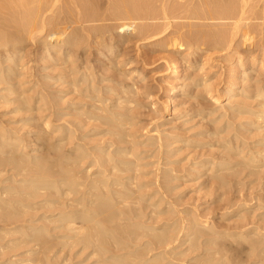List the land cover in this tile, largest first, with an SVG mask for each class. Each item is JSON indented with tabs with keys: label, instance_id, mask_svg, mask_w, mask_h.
<instances>
[{
	"label": "rangeland",
	"instance_id": "rangeland-1",
	"mask_svg": "<svg viewBox=\"0 0 264 264\" xmlns=\"http://www.w3.org/2000/svg\"><path fill=\"white\" fill-rule=\"evenodd\" d=\"M91 1H93L94 6L96 7V9H98L100 14L102 13L101 11H103V14L105 13L104 15H106V13H108L107 8L109 6V2H107V1H109V0H91ZM170 1H173L174 3L176 2V0H165V2H167V3H173ZM178 1H184L185 2V0H177V2ZM190 1L191 2H186L185 9H183V8L181 9L183 12L180 15L184 14L183 16H180V18L182 20L180 18L178 19V17H179L178 16L176 18L177 20L173 19V21H176V22H182L183 21V23L184 22L185 23H194L195 21H196L195 23H197L200 21L201 24L211 25V27H213L215 29V28L220 27L221 25H225V24L227 25L228 23H231V20L232 19L234 20V17L236 15H238L237 13H235V16H234V14H232L233 17L231 14H227L226 16L222 15L224 17L223 20L222 19H219V20H217V19H212V20L204 19L203 20L202 19L201 20V19H197V18L196 19L191 18L189 20L188 17L186 18L185 16H187L190 13V11L193 10L196 6L201 4L200 0H190ZM207 1H209V0H207ZM232 1L236 2V4H239V3L242 4L243 3V2H241L242 0H210L212 5H214L216 3L225 4V2H227L225 5H228V4H230V2L232 3ZM244 1H245L244 3H246L244 14L247 13L244 16L254 18L251 20L250 23L260 24V26L258 25L259 28H258V26L255 28L246 27L249 30V33L253 36V40H252L253 43H251V44H249V43L244 44V43H242V41L240 42L241 35L236 34L237 37L234 36L233 39L231 40V43H230V41H228V39H224L225 41L224 40H222V41L216 40L213 42L212 41L208 42L206 45L200 44L198 46L199 49H196V47H195L196 45H194V43H193L194 41H187V40L183 39L182 48H175V47H170V44L168 43V40L166 37H159L160 35L159 36L153 35L154 32L156 33L155 30H151L150 32L148 31L145 34V36H149V38H147L145 40H137L138 36L136 35V37H135V35H132L131 37L129 36V38H130L129 41H126L125 44H122L123 39L120 38L122 36H120L117 32V30L119 31V28L121 25H123V24L128 25V24H131L133 22L136 24H140V23H145V21L147 22V24H149L148 22H150V24H153L152 22L156 21V23H158L160 19L153 21L152 19H150V20L149 19L148 20L131 19V18L126 17V15H124V14L116 15V16L115 15H113V16L106 15L107 17L108 16H111V17H108V18L105 17V19L99 20L96 22L84 23L85 25H98V26L100 25L101 28L103 27V29H108L107 30L108 33L106 31L105 34H103V36H101V39L103 40V42L101 44H96V43H92V42H86V43L82 44L81 47L79 48V50L76 53L72 54V56L70 57L71 58L70 60H71V62H73V64L71 62L69 63V60H68L66 67L61 66L59 64L54 65V61L51 60L49 57L50 53H44L43 52L44 45L46 43L45 42L46 41L45 35H47L48 32H51L50 30L53 29V25H54V28H55V25H56V27L57 26L68 27V30H71L72 27L74 29L79 28V26H78L79 24L75 21V19L73 17V14H74L73 11L74 10L70 11L69 15L67 16L68 18H66V16L62 13L64 15L63 16L61 14V12L56 7V9H54L55 12L52 14V15H54L53 17H52V15L50 16V13L46 14V18L44 21L45 26L43 27L42 31L39 32L41 34H39V33L36 34L35 33L37 31L36 29L32 30V32H31V31L27 30L25 27L22 28L24 25L22 23H24V22H23V19L21 18V15H20L21 11L18 8L13 7V6L8 7L7 9L6 8H4V9L0 8V42L4 43L3 46L5 48H7L4 50L3 49L4 47H2L3 50L0 51V70L3 69L2 74L4 75L5 74L4 70L15 69V72H13L15 78L14 77L11 78L10 73L5 74L3 76V78L6 81L11 79L12 82L14 83V87H11V89H14L17 87L16 89L18 91V92L16 91L17 93L16 92L10 93L6 90L7 88H9V85L5 84V82L0 83V130L2 129L3 132H5V134H3L4 138L14 135L15 137L14 136H12V137L15 138L14 143H16V144H14V143L10 144L9 143L10 144L9 145L8 143H3L2 138L0 139V167H1L0 171L4 170L3 172L1 171V173H3V174L0 176V190H1L0 192L5 190L4 188L8 187V189H10L11 192L14 189H16L22 193L21 194L20 192H18V193H12L11 195L8 194V196L6 195L7 197L5 195H3L4 198L2 197L3 198L2 200L0 197V227H2V228H0V264H95V262H97L98 260L100 262H102L104 260L105 256L106 257L109 256V255H107L108 252L105 253L106 255L102 253L103 255H102V260H101V252L102 251L100 250L101 248H99V247H101L100 246L101 243H99L101 240H100V236H99L100 234L98 235V233H100V231L98 232V230H95V228H93V226H92V228L95 230L94 231L91 228L92 224H89L90 225V226L88 225L89 227L85 224V227H83L84 229L82 230V233H80L78 235L79 238L84 237L85 239H87L86 237H88L90 239V240L88 239V241H90V242H88L85 239L84 240L83 239H76L77 241L74 240L75 243H71L72 240L69 241V239L62 238L61 236L67 233L63 229V227L61 226L64 223L52 221V220L56 219V217L58 215L57 214L58 211L62 208L59 205H57L56 203L54 205L52 204L50 206V205H47L48 203H46V202L51 201V200L56 201L57 199H58L57 201H61V198L58 196L61 193V191L59 192V190L64 189V187H66V184H67V183H65V185H64V182L61 183L62 184V185L60 184L61 189L58 188L59 184L58 185L56 184V186H58L57 189H53L56 186L54 187L52 185L53 183L50 181V179L53 180V178H54V180H55L58 177L59 178L64 177L62 175V172L60 171V169H58L56 167L57 166L56 164L62 165L61 162H64V164H65V160H63V159L69 155L70 156L67 157V159L68 158H74L75 154H74V152L71 153L69 151V148L74 147L76 145H74V143L73 144L68 143L67 141L64 140L61 142V144L59 143L58 147H56V149H57L56 151L58 153L57 154L56 152H53L54 148H55V147H53V144H54V146L57 145V143H58L57 142V135L62 133V130L64 131V133L67 131V130L65 131V127L68 126L69 120L73 121L75 119L74 121H76L77 125H78V122L80 120H83L86 118L85 115H83L84 117H82V116L78 117L80 115L79 110H78V107H79L78 101L80 102V99H81L82 104H84V105L89 104L91 99L90 98L87 99L85 97L86 95L91 96L94 93L93 96L96 95L99 97L100 96L103 97V93H105L104 92L105 90L107 91L110 89H114L116 92V90L119 89L118 86L122 87V85H120V84H123V83H124V85L126 84V87H124V90H127L131 86L130 88L132 90L133 89L137 90V91L139 90L138 91L139 95L137 94V97H136V95L133 93L127 94L126 97H128L131 100L133 99V101H136V102L131 103L129 105L130 110H131V111H129L131 113V114L129 113L131 116V119H130V116L127 114L128 111L126 112L125 108L122 109V111H123L122 113H124V111L126 113L124 115V117L122 118V120H124L126 118V119H129L131 121L134 118L133 121L135 123L138 122L139 125L144 124V120L149 118V114L152 110L151 109L152 106L156 105V106L162 107L166 103L170 104L169 110L170 109L171 110L168 113L162 115V117H163L162 120L159 119V121H165L166 120L165 121L166 124L164 126H162L160 129H162V131L166 132V133L167 132H171V133L173 132V134L177 133V134L182 135V136L185 135L183 137H186L187 139L190 140L188 142L189 145L192 143L191 145H194L197 147V149L195 147L196 150L195 149L193 150L192 147L184 146L182 142L173 143L170 146L171 149H173V148L175 149V148H178L180 146H182V147H180V149H178L176 151V153L172 157H170V158H172L171 160L174 161L175 163H173V164L171 163L172 165L171 164H168V165L171 167H174L177 164H181V165H184L185 167L190 168L191 171L187 170V172H183V173L179 171L178 172L179 175H182V174H186V175L185 176L183 175V178H181V179L179 178L177 180L173 179V180L169 181L170 183L171 182L172 183L170 185L168 184V186L172 187L173 189H171V191H168L164 194H162V193L156 194L155 193L156 194L155 195L153 193V195H152L150 193L151 190H149V189L150 188L155 189L154 188L155 186L152 187L151 185H150V187L148 186V188H146L147 190L143 189L144 191L142 190L143 192L141 191L142 192L141 194H139L140 192L138 193L140 196L142 195L143 198L140 196H139V198H137L136 193H133V195L131 194L130 197L128 196L129 197L128 205H133L134 207L137 208V205L139 204L138 210H139V213L143 216L144 220H146L147 217H149V216H154V217L158 216V217H156L158 222L152 224V223H150V221H148V222L146 221L145 225H151V224L154 226H160L161 225L162 228H158L155 231H149V232L161 233V232H164L166 230L169 231V230L174 229L172 227H175V229H176V228H179L181 226L182 227L186 226L185 228L189 227V225L192 226V228H193L192 232L194 231L193 232L194 234L192 236H190L189 242H186L184 245H181L176 249V250L180 251L181 249L184 250V249L188 248V251L186 250L183 253V255L178 257V259H177L178 264L179 263L180 264H185V263L186 264H204L205 262H206L205 264H217L218 261H219L218 264H260V260L262 261V258L261 257H260L261 259L259 258V256H258L259 252L258 251L261 249L262 245L260 248L256 244L251 246V242L253 243V241H257V240L259 241L261 239H264V238H262V236H260L261 233H264L263 232L264 230H263V228H261L262 230H259L260 229L259 227L261 225H260V223H258V221H260V220L257 219L259 216L257 214H260L261 211L264 212V209H262V208H264V200H263L264 199V197H263L264 193H262V192H264V190H263L264 189V175H263V173H264V162H263L264 161V157H263V155H264V152H263L264 151V146H263L264 145V128H263V126H264V105L261 104V102H262L261 100H260L261 102L258 101V99H260V98L256 96V94H257L256 92L258 89H259L258 93L264 92V42H263L264 36H262V37L260 36L262 33H264V20H263L264 19V13H263L264 12V9H263L264 0H244ZM190 3H192V5ZM202 3L204 4V6L206 5V2L202 1ZM160 4L161 3L158 1V5H160ZM188 5H191V6L188 7ZM212 5L210 4V6H212ZM254 5L257 8L256 9L255 8L250 9L251 6L254 7ZM205 7H209V6L206 5ZM57 10L59 11V15H62L59 18H58V14H57L58 11ZM247 10H249V11H247ZM253 10H254V12H253ZM16 11H17V13L20 12L19 13L20 16L16 13ZM250 11H252L253 13ZM177 12H178L177 14H179L180 10H178ZM230 15H231V18H230ZM255 15L257 17H255ZM119 16H120V18H119ZM227 17H228V19H227ZM17 18H19V20H21V19L22 20L19 22V20ZM184 18H186V19H184ZM224 19H227V20H224ZM49 20L52 22H50ZM233 20H232V22H233ZM216 24H220V26H216ZM261 25H263L262 28H261ZM49 26H50V28H49ZM241 28H243L242 29L243 32H244V29H246L245 26H243ZM256 28H258V30H256ZM260 28L263 29L261 34L259 32V30L261 31ZM26 32L29 34H27ZM258 32H259V34H258ZM33 33H34V35H33ZM122 35H126V34H122ZM150 35H152L153 37ZM259 36L261 37V39ZM123 37H125V36H123ZM91 39L92 38L90 37L89 40H91ZM98 39H99V37H98ZM184 42L187 45L189 44V46H191V45H194V46L187 47V45ZM11 43L13 44L12 45L13 47L17 45L19 48L18 53L16 54V57L18 56V58H15L16 60H12V59L10 60V58L5 57V54H7V51H9V49H10V51L13 49V47L11 46ZM6 44H7V46H6ZM108 44L112 45L114 50L113 51L111 50L109 52L106 51L104 54H99L100 50H101V52L105 51V49L109 46ZM167 46H169V47H167ZM11 47H12V49H11ZM188 48H191L192 50L188 49ZM74 49H76V47H74ZM54 52H56V51H54ZM83 64H84V66H86V67L89 66V67H87V69H86L85 67H83ZM200 64L203 65V67L201 69L199 67ZM76 65H78V66H76ZM176 65L179 66V69H180L179 74L174 75V76H169L170 67L176 66ZM83 69H86V70L83 71ZM71 70L72 71L74 70L75 72L73 71L72 77L70 78V76H68V74L66 75V73H68V71H71ZM87 70H88V72H87ZM82 71L84 73H90V74H86V75L84 74L83 75L85 77L84 81H83L84 77L82 76ZM102 72H104V73H102ZM130 72H131V74H130ZM91 73L93 75H91ZM186 74H188V75H186ZM65 75L68 76L70 78V80ZM88 75L89 76L91 75V76L89 77ZM246 75H247V77H246ZM99 76H100V80L102 81V84H101V81L99 80ZM185 76H188L187 79ZM80 77H81V81L77 82L78 84L76 83L74 85L76 87H73L72 84H66V83H68V81L70 82L72 80H78ZM204 77H205V79H204ZM73 78H75V79H73ZM101 78H103V79H101ZM88 79H92L94 81L93 85H95V87H94L95 91L93 90V92L91 90L93 88L88 87ZM94 79L96 81L98 80V83L100 81V84L95 83L96 81ZM116 79H117V82H116ZM202 79L204 80V82L206 80L207 84L208 83L212 84V86H214L213 87L214 92L212 91V94L216 93L219 96H221L223 94L224 90L231 85L233 90H234L233 93H231L232 94L231 98L229 100L228 99H221V101L219 103L211 102L210 100H208L207 97L205 98L206 91L202 86L204 83ZM122 80H123V82H122ZM201 82H203V83H201ZM44 85H46V86H44ZM69 85H72V88ZM86 85H87V87H86ZM128 85H129V87H128ZM34 86L35 87L37 86L36 89L34 88ZM80 86L82 87L81 88L82 90L80 89ZM41 87H43V88L41 89ZM99 87L100 88L103 87V88H101L99 90ZM169 87L170 88L172 87L170 91H168ZM73 88H75L74 92H73V90H74ZM40 89H41V92L43 93L42 98H40L39 94H38ZM70 89L71 90L73 89L72 92L70 91ZM97 89H98V92H97ZM102 89H103V91H102ZM130 91L131 90L128 89L127 92H130ZM131 95H133V96L135 95L134 96L135 99L133 97H131ZM185 95H191L187 99L188 101L185 104L176 106L175 104L177 103V101ZM109 96H111V94ZM79 97H80V99H79ZM113 97H114V95H113ZM48 98H50V99H48ZM73 100H75V101H73ZM110 101L111 100H109L108 102H110ZM52 102L54 104V107H51ZM91 102H93V101H91ZM151 102H155L154 103L155 105L151 106ZM196 102L197 103L202 102V104L199 103V105L193 107V105L196 104ZM208 102H210V103H208ZM70 105H71V107H70ZM228 105L232 106V108H229ZM237 106H238V108H237ZM24 107L25 108L28 107V109L27 108H26L27 110L23 109ZM50 107L52 110L48 109ZM131 107H133L134 112H133ZM239 107L241 109H239ZM43 108H45V111L43 110ZM234 108H236V109H234ZM73 109L76 112H71ZM198 109L199 110L202 109L206 113H209V114L206 116V118H203V119L199 116H195L194 112H195V110H198ZM83 110H87L86 106L83 107ZM232 110L234 112L238 111L237 114L236 113L233 114ZM56 112L58 114L60 113V115H57ZM132 112L136 114V115H134V117H132V114H133ZM54 113L57 116L54 115ZM73 113L75 114V116L77 115L76 118L75 117L73 118V116H74ZM98 113H103V112L98 111ZM181 113H183V114L181 115ZM225 113H227V114H225ZM49 114H51L52 116H50ZM69 114H71V115H69ZM103 114L106 115L107 113L105 112ZM39 115L40 116L43 115L44 117H40ZM54 116L57 117L58 119L54 118ZM59 116H62V117L60 118ZM48 118H50L51 120ZM62 118H63V120H62ZM68 118H69V120H68ZM77 118L79 119V121ZM52 120L55 121L56 123H57V120H58V122H60L58 124H56L54 122L56 125L60 124V127H61V130H58V132L56 131L57 133L52 132V129H51L52 127H50V126H52L50 124H53ZM46 121H47V126L45 125ZM76 122H74V124H73L74 127L69 126L70 131H72V133H73V134L71 133L72 136L74 135L73 136L74 141L77 139V137H79L78 134H80V135L82 134V131L84 132V130H85L84 133H86L88 131V128H86V129H85V127L81 128L80 124L77 126ZM48 123H50V124H48ZM75 125H76V127H75ZM44 126H46V127H44ZM71 127H73V128H71ZM5 128L7 131L6 130L4 131ZM78 128H79V130H78ZM71 129H74L76 133L74 132V130H71ZM3 132H1V133H3ZM8 132H9V134H8ZM67 133H68V131H67ZM67 133H65V134H67ZM93 133H95V131L94 132L92 131L89 134H93ZM55 134H57V135H55ZM150 134H152V132ZM0 135H2V134H0ZM54 135H55V137H53ZM92 137L93 136H91V135L86 136L85 140H88V138H89V140H92V139L98 138L99 136L98 137L94 136V138H92ZM234 137L235 138L237 137V139H235ZM233 138L237 141H235ZM135 139L139 140V138H135ZM19 140H20V142H19ZM17 141H18V143H17ZM231 143H233V144H231ZM12 146H14V147L12 148ZM262 146H263V148L261 149ZM67 147H69V148H67ZM226 147H228L229 150ZM237 148L240 150L238 151ZM198 150H200V152H203V154L200 152L198 153ZM226 150H227V153H226ZM229 151H230V153H228ZM241 151L243 152V154ZM32 152H35L34 153L35 155H32L31 154ZM67 153H69V155H66ZM227 154H229V155H227ZM240 154L243 158L241 156H239ZM252 154L256 158V159L254 158V160L255 161L259 160L260 162H263L262 163L263 165L260 163L259 166L255 167V168L252 166H248V167H251V168H248L247 164H245L244 162L247 161L246 158L249 159L248 157H253ZM55 155L58 156L59 159ZM247 155H248V157H247ZM16 156L19 158H21L23 156V158L25 160L24 162H19V164L17 163V166L19 167V168L17 167L18 169H21L22 167L26 168V171H24L22 169V171L25 172L24 175L21 174L20 175L21 177L17 176L19 179L20 178L29 179L28 176L32 173L31 169H29L30 164H31L29 161L37 159V157H38V159H40V158L42 159V161L40 160V162H43L41 164L42 167L44 168L43 169L44 172L41 173L42 177L37 178L35 180L31 179V181L28 180V181H25L24 183H21V184H20V182H15L16 183L15 184L12 181L5 180V178L10 177L14 172L16 173V171L13 170V167H12L13 164L9 163V158L10 157H16ZM224 156H225V158H224ZM229 156L231 157V158H229L230 160H225L226 158L228 159ZM237 156H238V158H237ZM51 157H52V159H50ZM61 157H64V158L62 159ZM45 158H46V160H44ZM141 158H142L140 160L141 164H144L146 162H149V163L151 162L150 164H152V165L148 164L146 166L143 165V167H141V169L144 168V170L150 171L152 173V174L150 173L149 175H146L145 177H142L143 179L140 178L142 180L141 183L154 182L153 179L155 177H153L154 176L153 174L155 173V171H153V170H156V166H157V164H156L157 160H156L155 156H149L148 157V153H147V155H146V153H143L141 155ZM262 158H263V160H262ZM57 159H58L59 163H57V161H56ZM237 159H239L240 161H238ZM241 159L242 160L245 159V160L241 161ZM50 160H52L53 162ZM200 160H203L202 161L203 163L205 161H207V162L211 161L212 164L206 163L205 167H203V168L201 167V169H203V170L199 174H197V169H199L198 168L199 162L202 163ZM214 160H215V162H214ZM192 161H193V163H192ZM223 161L224 162L228 161V163L230 161V165L234 164L235 161L236 162L238 161V163H235L234 165L230 166V168H231L230 171L231 172L232 171L238 172L241 170L237 174V177H239V175H240V178H237L236 177L237 172H234L235 176L234 177L232 176V178H236V179L230 178L231 180H233V181H230L228 178L226 181L227 184L229 183L228 186L231 187L232 189L228 187V190H226V191L221 190V189L219 191L218 190L216 191L213 188L215 191H212V187H213L214 183L212 184L211 178H212V176H214L212 174H215L213 172H215L214 170H215L216 166H218L216 163L219 164V162H220V164H221V162L224 163ZM240 162H241V164L244 163L245 165L244 164H243L244 166L241 165ZM191 163H192V165H191ZM20 164H22V165H20ZM236 164H237V166H236ZM59 165H58V167H59ZM76 165H77L78 169L76 167H74V169L76 168L77 171L82 170L81 169L82 166H80L78 164H76ZM164 165H162V167H166L167 164H164ZM20 166H22V167H20ZM52 166H54L55 169ZM169 166H167V167H169ZM193 166H195V167H193ZM196 166H197V168H196ZM63 167L64 166H62V167L60 166L59 168H61V170H62ZM48 168H49V170H48ZM64 168L68 169V170L71 169V168H67L66 166ZM253 169H256V171ZM45 170H46V172H45ZM194 170H196V172H194L195 175L192 173ZM253 171H255V172H253ZM262 171H263V173H262ZM59 172H61V173H59ZM188 172H189V174H188ZM203 172H205V173H203ZM222 172H223L222 174H224V171H222ZM44 173H45V175H44ZM51 173H53V174H51ZM54 173H56V176L54 175ZM180 173H182V174H180ZM253 173L255 175H253ZM261 173H262L261 176H263V178L261 176L259 177V175ZM67 174H68V172H67ZM72 174L74 176L75 173H72ZM72 174L70 173V175L68 174L65 176V177L69 176V178L67 177L66 182H69L68 181L69 179H71L70 181H72L74 178H75V180H78L79 182H81L82 180L83 181L86 180L85 176L82 173H78V175L80 174L79 178H77V176H78L77 173L75 174V177H72L71 176ZM190 174H191V177L189 176ZM48 175H50L51 177H49ZM44 176H46V177H44ZM70 177H72V178H70ZM36 180H38V181L36 182ZM228 180H229V182H228ZM32 183L37 185V187L40 186V187H38L40 189H37L35 191L36 193L34 194V196H32L33 194H30L33 192V190L30 189V184H32ZM227 184H226V186H227ZM209 185L211 186L210 189H209ZM12 186H13V189L11 188ZM21 187H23V188H21ZM48 187L49 188L53 187L52 188L53 190L49 189ZM44 188H46V189H44ZM207 188H208V190H207ZM8 189H6V190H8ZM47 189H49V190H47ZM229 189H231V190H229ZM251 189H252V191H250ZM29 190H31V191H29ZM145 191L147 192V194L145 193ZM167 193H168V195H167ZM259 194L262 196L260 197ZM74 195H71V197L77 198L78 194H74ZM150 195H151V197H149ZM161 195L162 196L166 195V196H163V197H165V198H163ZM169 195H171V196H169ZM245 196L248 198H246ZM252 196L256 197V198L254 199ZM78 197H80V194ZM159 197L160 198L162 197V198L160 199ZM257 197H259V198H257ZM135 198H136V200L139 199V201L137 202L135 200ZM4 199H5V202H4ZM9 199H11V200L14 199V201H17V202L15 204H11L10 206H6V205L4 206V204H6V202ZM130 199H132V201ZM133 199L135 200V202L133 201ZM251 199H253V200H251ZM260 199H262V200L260 201ZM144 200L146 202H144ZM168 201H171V202H168ZM130 202H131V204H130ZM259 202H261V203H259ZM23 203H25V204H23ZM105 203L106 204L108 203L106 206H108L109 209L106 207L105 210H107V209L108 210H107V213L105 211L104 214H106V216H108V213L110 212L109 213V217H110V215H112L114 210H113V208H112V210H110V208H111V206H110L111 202L110 201L105 202ZM171 203H174L175 205L174 204L172 205ZM10 207H12V208H10ZM140 207L141 208L143 207V208L141 209ZM73 208L78 209V206H77V208H75V207H73ZM80 209H81V207H80ZM65 210H67V209H65ZM111 211H112V213H111ZM55 212L57 215L55 217H53V219L50 217V220L49 219L47 220V219H44L43 217H41L42 215H45V214H47V215L55 214ZM6 213H8L10 216L14 215L13 217L16 219H22V221H21L22 223L19 222V224H22L21 227L19 228L20 232L13 233V234H4L5 231L3 232V227L4 226L6 227L8 224L5 223V221L3 219H7V218L9 219V217H10ZM145 214H146V218H145ZM241 216L244 217L245 220L244 219H242V220L245 221V224L248 222L246 225H244L243 221L239 220V219H241L240 218ZM245 216H246V218H245ZM193 218H196V219H193ZM248 219L251 223L248 221ZM166 220L169 223V225L171 224L172 226L167 227V225H164V222H166ZM194 220H196V221H194ZM238 220L241 221L243 223V225H237V224H242L241 222L239 223ZM251 220H253V221H251ZM181 221L183 222V225L181 224ZM185 222L187 225L185 224ZM192 222H193V224H191ZM234 223H235V225H234ZM58 224L60 225V227L56 228V225L58 226ZM79 225H81V224L78 223V226ZM10 226H12V225H10ZM239 227H240V229H239ZM143 228L144 227H142V230L141 229H139V230L144 231ZM164 228H167V229L165 230ZM208 228L210 230H208ZM249 228H251V229H249ZM1 229H2V231H1ZM145 230H146V232L148 231V229H145ZM205 230H206V232H205ZM244 230H245V232H244ZM197 231L201 232V236L199 238H195L196 237L195 233ZM255 231H257V232H255ZM173 232H171V233H173ZM204 232H205V234L207 233L209 235H207V234L205 235ZM95 233H97L96 235L99 237L94 239V237H96V236H94ZM108 233L109 232H107V234ZM240 233H241V236H240ZM242 233H244V234H242ZM91 235H93L94 237ZM243 235L245 236V238ZM90 236H91V238H90ZM256 236H257V238H256ZM182 237L184 238L183 235H182ZM213 238L215 239V241ZM207 239H211L213 244L210 241L206 242ZM246 239H248V240H246ZM79 240L80 241L83 240V241L79 242ZM192 240L195 243L194 247L189 248V245L191 244ZM84 241L85 242L87 241V243H85ZM94 241L98 244L99 249H97V250H100V253H98L100 258L98 255L97 256L95 255L96 257L93 256L90 258L87 256V254L91 250L94 251L95 248L97 247V246H95L97 244H95ZM82 242H84L85 244ZM78 243L80 245H78ZM249 243H250V245H249ZM74 244H75V246H74ZM83 244L84 245H87V244L90 245V248H87L84 250L85 252L83 251ZM91 244H92V246H91ZM94 246H95V248H94ZM255 247L257 248V251H255L256 250ZM258 248H259V250H258ZM217 249L219 250L220 253L219 252L216 253ZM260 256H261V254H260ZM106 259H110V258H106ZM208 260L210 263H207ZM112 261L113 260H111V262ZM98 264H102V263H98Z\"/></svg>",
	"mask_w": 264,
	"mask_h": 264
},
{
	"label": "bare ground",
	"instance_id": "bare-ground-1",
	"mask_svg": "<svg viewBox=\"0 0 264 264\" xmlns=\"http://www.w3.org/2000/svg\"><path fill=\"white\" fill-rule=\"evenodd\" d=\"M158 1L161 3L160 5H158ZM201 1V4L198 5V6H194L193 10H189L190 13L185 16L186 18L188 17V19L190 20L191 18H194V19H222L223 20V16H226L227 14H234L235 16V13H237L238 15H236L234 17V20L232 22L231 20V23H228L227 25H221L220 24H216V26H220L218 28H213L211 27V25H206V24H201V22H197V23H183L182 22H176V21H173V19H176L178 16V19L180 18V16H183V15H180L183 11L181 10L182 8L185 9V5H186V2H191L190 0H185L184 1H178L176 0V2L174 3L173 1H170V2H173V3H167L165 2V0H109L107 2H109V6L107 8L108 10V13H106V15H126V17L128 18H131V19H144V20H150L152 19L153 21L154 20H159L158 23H156V21L152 22L153 24H150V22H148L149 24H147V22L145 21V23H140V24H136V23H131V24H123L120 26L119 28V31L117 30L118 34L122 37L123 40H122V44H125L126 41H129V36L131 37L132 35H136L138 36L137 40H145L147 38H149V36H145V34L151 30H155L156 33L154 32L153 35H160L159 37H166L167 40H168V43L170 44V47H175V48H182L183 46V39L184 40H187V41H194V45H196V49H199L198 46L200 44H207L208 42H213V41H216V40H224V39H228V41H230L231 43V40L233 39L234 36L237 35H241V40L240 42L242 41V43H253L252 40H253V36L249 33V30L246 28V27H252V28H255L257 27L258 25L260 26V24L258 23H250L252 19H254L253 17H248V16H244L246 14L245 13V6H246V3H244L245 1L242 0L241 2H243L242 4L239 3V4H236V2H233L232 3L230 2V4L228 5H225L227 2H225V4H221V3H216L214 5H212V3L207 0H200ZM202 1L206 2V5L209 6V7H205L204 4L202 3ZM198 2V1H197ZM220 2V1H219ZM252 2V1H251ZM61 3V4H60ZM238 3V2H237ZM189 4V3H188ZM192 5V3H190ZM210 4L212 6H210ZM241 4V5H240ZM260 4V3H259ZM191 5H188L191 6ZM16 7L18 8L20 11H21V18L23 19V22L22 24L23 27L22 28H26L27 30L31 31L36 29L37 31L35 32L36 34L41 32L43 27L45 26L44 24V21H45V18H46V14L47 13H50V16L55 12L54 9H57L61 12V14L63 13L66 18H68L67 16L69 15L70 11L74 10L73 11V17L75 19V21L79 24V28H73L71 30H68V27H59L55 25V28H54V25H53V31L50 30L51 32H48L46 36V43L44 45V50L43 52L44 53H50L49 54V57L51 60L54 61V65L56 64H59L61 66H64L66 67L67 65V62L69 60V63L71 62V56L72 54L76 53L79 48L81 47L82 44L86 43V42H92V43H96V44H101L103 42V40L101 39V36H103V34H105V32L108 30V29H103V27L101 28L100 25H85L84 23H89V22H96V21H99V20H103L105 19V17H107L106 15L103 14V11H101L102 13L100 14L98 9H96V7L94 6V3L93 1H89V0H0V8L1 9H4V8H8V7ZM250 6V5H249ZM187 7V6H186ZM249 8V7H248ZM252 8H257L255 7H252ZM188 9V8H187ZM249 9V10H250ZM263 9H264V4H263ZM57 10V11H58ZM106 10V9H105ZM178 10H180V13L177 14ZM247 10V11H249ZM59 11H58V18L61 17L62 15H59ZM19 12V11H18ZM252 12V11H250ZM254 12V10H253ZM252 12V13H253ZM17 13V11H16ZM20 13V12H19ZM19 13H17L19 15ZM186 13V12H185ZM264 13V12H263ZM19 15V16H20ZM63 15V16H64ZM231 15H230V18H231ZM18 16V17H19ZM54 15H52L53 17ZM111 16H108V17H111ZM51 17V18H52ZM72 17V18H73ZM107 17V18H108ZM233 17V15H232ZM255 17H257L255 15ZM65 18V17H64ZM120 18V16H119ZM184 18V19H186ZM226 18V17H225ZM19 20V18H17ZM21 19V20H22ZM111 19V18H110ZM115 19V18H114ZM181 19V18H180ZM228 19V17H227ZM227 19H224V20H227ZM19 20V22L21 21ZM177 20V19H176ZM182 20V19H181ZM264 20V19H263ZM262 20V21H263ZM50 21V20H49ZM54 21V20H53ZM161 21V22H160ZM185 21V20H184ZM221 21V20H220ZM257 21V20H256ZM52 22V21H50ZM68 22V21H67ZM71 22V21H70ZM103 22V21H102ZM119 22V21H118ZM191 22V21H190ZM216 22V21H215ZM225 22V21H224ZM258 22V21H257ZM261 22V21H260ZM155 23V24H154ZM206 23V22H205ZM211 23V22H210ZM209 23V24H210ZM218 23V22H217ZM221 23V22H220ZM51 24V23H50ZM58 24V23H57ZM224 24V23H223ZM230 24V25H229ZM21 25V24H20ZM49 25V24H48ZM229 25V26H228ZM75 26V25H74ZM77 26V27H78ZM245 26L246 29H244V32H243V27ZM258 26V28H259ZM263 25H261V28H262ZM48 27V26H47ZM50 28V26H49ZM117 28V27H116ZM258 28H256V30H258ZM260 28V29H261ZM185 29V30H184ZM242 31H241V30ZM250 29V28H249ZM26 30V31H27ZM49 30V29H48ZM251 30V29H250ZM263 31V29H261V31L259 30L260 34L261 32ZM30 32V33H31ZM258 32V34H259ZM27 33V32H26ZM108 33V31H107ZM110 33V32H109ZM24 34V33H23ZM29 34V33H27ZM41 34V33H39ZM122 34H126V35H122ZM263 34V35H262ZM260 36H264V33H262ZM34 35V33H33ZM148 35V34H147ZM125 36V37H123ZM152 36V35H150ZM259 36V37H260ZM92 38L91 40H89V38ZM99 37V39H98ZM153 37V36H152ZM237 37V36H236ZM240 37V36H239ZM258 37V38H259ZM260 37V39H261ZM151 39V38H150ZM240 39V38H239ZM45 40V39H44ZM121 40V39H120ZM119 40V41H120ZM166 40V39H165ZM166 40V41H167ZM148 41V40H147ZM225 41V40H224ZM223 41V42H224ZM227 41V40H226ZM105 42V41H104ZM219 42V41H218ZM217 42V43H218ZM263 42H264V39H263ZM7 43V42H6ZM10 43V42H9ZM8 43V44H9ZM185 43V42H184ZM226 43V42H225ZM229 43V42H228ZM4 43H1L0 42V51L1 50H5L7 48H5L3 46ZM186 44V43H185ZM243 44V45H244ZM262 44V43H261ZM13 44L11 43V46ZM107 45V44H106ZM109 46L105 49L104 52H101L100 50V53L99 54H104L106 51L109 52V51H113L114 48L112 45L108 44ZM187 45V44H186ZM194 45H191V46H194ZM228 45V44H227ZM230 45V44H229ZM242 45V44H241ZM256 45V44H255ZM7 46V44H6ZM84 46V45H83ZM189 46V44L187 45V47H191ZM202 46V45H201ZM221 46V45H220ZM240 46V45H239ZM246 46V45H245ZM2 47H4L2 49ZM13 47V46H12ZM11 47V49H12ZM74 47H76V49H74ZM169 47V46H167ZM224 47V46H223ZM254 48V47H253ZM188 49H191V48H188ZM195 49V48H194ZM193 49V50H194ZM18 46H14L13 49L10 51H7V54H5V57H8L10 58V60H16L15 58H18V56L16 57V54L18 53ZM192 50V49H191ZM56 51V52H54ZM206 51V50H205ZM194 52V51H193ZM202 52V51H201ZM224 53V52H223ZM97 56V55H96ZM209 57V56H208ZM20 58V57H19ZM99 58V57H98ZM185 59V58H184ZM8 60V59H7ZM113 61V60H112ZM13 62V61H12ZM206 62V61H205ZM9 63V62H8ZM73 64V62H71ZM84 63V62H83ZM16 64V63H15ZM198 65V64H197ZM206 65V64H205ZM10 66V65H9ZM71 66V65H70ZM73 66V65H72ZM78 66V65H76ZM190 66V65H189ZM60 67V66H59ZM68 67V66H67ZM80 67V66H79ZM83 67H85L87 69V67L89 66H84L83 64ZM94 67V66H93ZM130 67V66H129ZM200 69L203 67V65L200 64ZM12 68V67H11ZM15 68V67H14ZM82 68V67H81ZM104 68V67H103ZM5 69V68H4ZM69 69V68H68ZM67 69V70H68ZM75 69V68H74ZM86 69H83L86 70ZM106 69V68H105ZM14 70V71H13ZM0 83H4L5 84H8L9 85V88H5L8 92L10 93H15L17 91V87L14 88V89H11V87H14V83L12 82V80H4L3 76L5 74H8L10 73L11 74V78L14 77V73L15 72V69H6L4 70L5 74L3 75L2 74V71L3 69L0 70ZM74 71V70H73ZM73 71H68V73H66V75L68 74V76H70V78L72 77V73ZM81 71V70H80ZM82 71V76L85 74H90V73H84ZM101 71V70H100ZM179 66H172L170 67L169 69V76H174V75H178L179 74ZM7 72V73H6ZM75 72V71H74ZM78 72V71H77ZM88 72V70H87ZM93 73V72H92ZM91 73V75H93ZM104 73V72H102ZM65 74V73H64ZM81 74V73H80ZM129 74V73H128ZM131 74V72H130ZM248 74V73H247ZM65 75V76H66ZM90 75V76H91ZM188 75V74H186ZM64 76V77H65ZM66 76V77H68ZM80 76V75H79ZM81 76V77H82ZM89 76V75H88ZM89 76V77H90ZM81 77L78 79V80H72V81H68V83L66 84H72L73 87H76L74 86L77 82L81 81ZM84 77V76H83ZM87 77V76H86ZM186 79L188 76H185ZM247 77V75H246ZM15 78V77H14ZM69 78V77H68ZM69 78V80H70ZM105 78V77H104ZM128 78V77H127ZM126 78V79H127ZM75 79V78H73ZM97 79V78H96ZM103 79V78H101ZM205 79V77H204ZM85 80V77L83 79V81ZM95 80V79H94ZM99 80H100V76H99ZM203 80V79H202ZM11 81V82H10ZM67 81V80H66ZM96 81V80H95ZM101 81V80H100ZM100 81L98 83V80L95 82L97 84H100ZM121 81V80H120ZM15 82V81H14ZM116 82H117V79H116ZM123 82V80H122ZM129 82V81H128ZM204 82V80H203ZM201 82V83H203ZM262 82V81H261ZM18 83V82H17ZM83 83V82H82ZM94 81L92 79H88V87L89 88H93L91 89L92 92L94 90V87L95 85H93ZM119 83V82H118ZM117 83V84H118ZM78 84V83H77ZM81 84V83H80ZM86 84V83H85ZM101 84H102V81H101ZM143 84V83H142ZM190 84V83H189ZM72 85H69L71 86L72 88ZM122 85L121 86H118V90H115L114 89H110V90H105L103 93V97L102 96H93V95H86L85 97L87 99H91V102L90 100V103L89 104H82V100L80 99V102L78 101V110H79V113L80 116L84 117L83 115H85V119L83 120H80L78 119V125L80 124L81 128H88V131L86 133L85 130L84 132L82 131V134H78L79 137H77V139L74 141L73 139V136H72V131H70V127L69 126H73L74 127V122L76 121H70L69 118H68V126L65 127V134L64 131L62 130V133H60L59 135H57V145L54 146L53 144V147L54 148V151L53 152H56L57 153V149L56 147H58L59 143L61 144L62 141H67L68 143H74V147H67L69 148V151L72 153L74 152L75 156L74 158H68L70 155L69 153H67L66 155H69V156H65L66 158L64 157H61L63 160H65V164L64 162H61L62 165H59V164H56L57 168L60 169V171L62 172V175L64 177L62 178H57L54 180L50 179V181L53 183L52 185L55 187L56 184L58 185L59 184V187L56 186L55 188L53 189H57L60 188V186L62 185L61 183L64 182V185L65 183L66 184V187H64V189H61L59 190V192L61 191V193L58 195L60 198H61V201H54V200H51V201H47L46 203H48L47 205H54L55 203L57 205H59L62 209H60L58 211V215L56 214H51V215H42L41 217H43L44 219H49L50 220V217L53 219V217H56L55 220H52L54 222H61V223H64L62 224L61 226L63 227V229L67 232H65L66 234L62 235L61 237L62 238H66V239H69L72 240L71 243H75V241H77L76 239H85L84 237L82 238H79V234L82 233V230L84 229L83 227H85V224L88 226L89 224H92L91 225V228L93 226V228H95V230H98V232L100 231V233H98V235L100 236V242L101 243V248L100 250L102 251L101 252V260H102V255L107 253V255L109 256H105L106 258H110V259H106L104 257V260L102 262H100L99 260L97 262H95V264H98V263H102V264H178V257H180L181 255H183V253L187 250L188 251V248L187 249H184V250H176L179 246L181 245H184L186 242H189V238L190 236H192L194 233V231L192 232L193 228L192 226L189 225V227L185 228L184 226L182 227H179V228H176L175 227H172L174 229L172 230H166L167 228H164L166 231L164 232H161V233H158V232H149V231H155L156 229L158 228H162L161 225L160 226H154L152 224L158 222L157 218L158 216L154 217V216H149L147 217L146 220H144L143 216L139 213V204L137 205V208L134 207L133 205H128L129 203V197L130 195L133 193H136L137 194V198H139V194H141L146 188H148V186L150 187V185L153 187L155 186L154 188L155 189H149L151 190V194L153 195V193L157 194V193H166L168 191H171V189H173L172 187L168 186V184L170 185L171 183L169 181L173 180V179H181L183 178V175L185 176L186 174H182L183 172H187V170H190V168L188 167H185L184 165H181V164H177L176 166L174 167H171L169 166L168 164H173L175 163L174 161H172L170 157H172L176 151L178 149H180V147L178 148H173L171 149V145L173 143H176V142H182L184 146H188V147H192L193 150L195 149L196 146L194 145H189V139H187L186 137H183L185 135H179L177 133L173 134V132H163L162 129H160L162 126H164L166 124V120L165 121H159V119H163L162 115L168 113L170 110H169V107H170V104H164V106L160 107V106H156L154 103L155 102H151V106L152 105H155V106H152L151 107V112L149 114V118L148 119H145L144 120V124H138L135 123L133 120H129V119H124L122 120V118L124 117V115L126 114L125 111L127 112V114L130 116V104L131 103H135L136 101H133V99H129L127 96V94H130V93H133L136 95L137 97V94H138V91L137 90H132L129 85H128V89L131 90L130 92H127V90H124V87H126V84L124 85L123 84H120ZM202 85V84H201ZM216 85V84H215ZM17 86V85H16ZM39 86V85H38ZM43 86V85H42ZM46 86V85H44ZM84 86V85H83ZM100 86V85H99ZM106 86V85H105ZM173 86V85H172ZM186 86V85H185ZM203 88L205 89L206 91V96L205 98L207 97L208 100H210L211 102H214V103H219L221 101V99H230L232 94L233 93V88L232 86L230 85L229 87H227L223 94L221 96H219L218 94H212V91H213V87L212 84H207V81L205 80V82L203 83ZM37 87V86H36ZM36 87L34 86V88L36 89ZM40 87V86H39ZM87 87V85H86ZM98 87V86H97ZM121 87V88H120ZM43 87H41L42 89ZM79 88V87H78ZM82 87L80 86V89ZM103 88V87H101ZM99 87V90L101 89ZM105 88V87H104ZM110 88V87H109ZM172 88V87H171ZM171 88L169 87V90H171ZM4 89V90H5ZM21 89V88H20ZM38 89V88H37ZM41 89L40 91L38 92L39 94V97L42 98V92H41ZM74 89V90H73ZM73 92L75 91V88H73ZM88 89V88H87ZM96 89V88H95ZM182 89V88H181ZM203 89V90H204ZM72 90L70 89V91L72 92ZM79 90V89H78ZM77 90V91H78ZM82 90V89H81ZM141 90V89H140ZM259 90V89H258ZM258 90H257V94L256 96L259 97L260 99H258V101L261 102L262 105H264V92H259L258 93ZM261 90V89H260ZM43 91V90H42ZM90 91V90H89ZM95 91V90H94ZM103 91V89H102ZM18 92V91H17ZM16 92V93H17ZM22 92V91H21ZM79 92V91H78ZM84 92V91H83ZM97 92H98V89H97ZM184 92V91H183ZM214 92V91H213ZM36 93V92H35ZM90 93V92H89ZM108 93V94H107ZM111 96H109L110 94ZM150 93V92H149ZM169 93V92H168ZM84 94V93H83ZM98 94V93H97ZM105 94V95H104ZM125 94V95H124ZM252 94V93H251ZM254 94V95H255ZM51 95V94H50ZM114 95V97H113ZM122 95V96H121ZM134 95V96H135ZM139 95V94H138ZM7 96V95H6ZM46 96V95H45ZM78 96V95H77ZM133 95H131V97L134 98ZM189 96L191 95H185L183 96L182 98H180L177 103L175 104L176 106L177 105H182V104H185L189 98ZM51 97V96H50ZM82 97V96H81ZM102 97V98H101ZM19 98V97H18ZM254 98V97H253ZM50 99V98H48ZM78 99V100H79ZM135 99V98H134ZM137 99V98H136ZM191 99V98H190ZM44 100V99H43ZM109 100H111L110 102H108ZM207 100V101H208ZM47 101V100H46ZM69 101V100H68ZM75 101V100H73ZM201 101V100H200ZM29 102V101H28ZM40 102V101H39ZM48 102V101H47ZM77 102V101H76ZM84 102V101H83ZM206 102V101H205ZM59 103V102H58ZM75 103V102H74ZM200 102H196V104L193 105L194 106H197L199 105ZM210 103V102H208ZM37 104V103H36ZM46 104V103H45ZM57 104V103H56ZM202 104V102L200 103ZM231 104V103H230ZM229 104V105H230ZM260 104V105H261ZM29 105V104H28ZM69 105V104H68ZM77 105V104H76ZM204 105V104H203ZM202 105V106H203ZM229 108H232V106H229ZM238 105V104H237ZM67 106V105H66ZM86 106V109L87 110H83V107ZM239 106V105H238ZM237 106V108H238ZM51 107H54V104L52 102L51 104ZM48 108V109H51ZM60 107V106H59ZM71 107V105H70ZM222 107V106H221ZM226 107V106H225ZM224 107V108H225ZM262 107V106H261ZM28 109V107H26ZM25 107L23 109H26ZM39 108V107H38ZM41 108V107H40ZM125 108V111L124 113H122V109ZM132 110H133V107H131ZM26 109V110H27ZM30 109V108H29ZM226 109V108H225ZM236 109V108H234ZM239 109H241L239 107ZM247 109V108H246ZM262 109V108H261ZM40 110V109H39ZM43 110L45 111V108H43ZM47 110V109H46ZM52 110V109H51ZM50 110V111H51ZM70 110V109H69ZM74 110V109H73ZM71 111V112H76L75 110L74 111ZM77 110V111H78ZM137 110V109H136ZM29 111V110H28ZM41 111V110H40ZM98 111H101L103 113H107L106 115H104L103 113H98ZM233 111V110H232ZM26 112V111H25ZM55 112V111H54ZM134 112V110H133ZM132 112V113H133ZM227 112V111H226ZM238 112V111H237ZM237 112H234L233 111V114ZM240 112V111H239ZM49 113V112H48ZM51 113V112H50ZM57 113V112H56ZM130 113V114H129ZM241 113V112H240ZM41 114V113H40ZM47 114V113H46ZM52 114V113H51ZM51 114H49L50 116H52ZM72 114V113H71ZM69 114V115H71ZM74 114V113H73ZM180 114V113H179ZM183 113H181L182 115ZM209 113H206L204 110H195L194 112V115L195 116H199L201 117L202 119L203 118H206V116L208 115ZM227 114V113H225ZM48 115V114H47ZM54 115H56L54 113ZM57 115H60V113ZM56 115V116H57ZM134 115H136L135 113L132 114V117H134ZM229 115V114H228ZM40 116V115H39ZM68 116V115H67ZM127 116V115H126ZM262 116V115H261ZM40 117H44L43 115L40 116ZM48 117V116H47ZM60 118L62 116H59ZM71 117V116H70ZM76 118L77 115L73 116V118ZM128 117V116H127ZM237 117V116H236ZM263 117V116H262ZM54 118H57L54 116ZM53 118V119H54ZM67 118V117H66ZM72 118V119H73ZM50 119V118H48ZM47 119V120H48ZM58 119V118H57ZM71 119V118H70ZM81 119V118H80ZM130 119H131V116H130ZM263 119V118H262ZM51 120V119H50ZM49 120V121H50ZM56 120V119H55ZM61 120V119H60ZM63 120V118H62ZM61 120V121H62ZM67 120V119H66ZM24 121V120H23ZM29 121V120H28ZM53 121V120H52ZM133 121V122H132ZM55 121H53V124H50L52 126L51 129H52V132H58V130H61V127H60V124L59 125H56L60 122H58L57 120V123L55 124L54 123ZM65 122V121H64ZM67 122V123H68ZM25 123V122H24ZM66 123V122H65ZM141 123V122H140ZM241 123V122H240ZM45 125L47 126V121L45 123ZM66 125V124H65ZM76 125H77V122H76ZM75 125V127H76ZM77 125V126H78ZM251 125V124H250ZM44 126V127H46ZM71 127V128H73ZM262 128V127H261ZM264 128V126H263ZM77 129V128H76ZM6 130V128L4 129V131ZM15 130V129H14ZM71 130H74V129H71ZM79 130V128H78ZM164 130V129H163ZM1 132H3V130L1 129L0 130ZM7 131V130H6ZM11 131V130H10ZM9 131V132H10ZM13 131V130H12ZM94 132L93 134H89L91 132ZM2 135H0V139L2 138V142L3 143H14L15 141V138H13L12 136H8L6 138L3 137V134H5V132L1 133ZM8 132V134H9ZM51 132V133H52ZM56 132V133H57ZM75 132V130H74ZM80 132V131H79ZM152 132V134H150ZM211 132V131H210ZM11 133V132H10ZM53 133V134H54ZM64 133V134H63ZM72 133V134H71ZM76 133V132H75ZM7 134V133H6ZM215 134V133H214ZM235 134V133H234ZM55 135L53 137H55ZM93 136L92 138H94V136L98 137V138H95V139H92V140H85V137L86 136ZM5 136V135H4ZM7 136V135H6ZM145 136V137H144ZM237 136V135H236ZM15 137V136H14ZM52 137V138H53ZM144 137V138H143ZM135 138H139V140L135 139ZM235 138V137H234ZM233 138V139H234ZM18 139V138H17ZM91 139V138H90ZM237 139V137L235 138ZM234 139V140H235ZM245 140V139H244ZM247 140V139H246ZM192 141V140H191ZM237 141V140H235ZM20 142V140H19ZM241 142V141H240ZM18 143V141H17ZM27 143V142H26ZM53 143V142H52ZM55 143V144H56ZM81 143V144H80ZM227 143V142H226ZM236 143V142H235ZM243 143V142H242ZM9 144V145H10ZM16 144V143H14ZM233 144V143H231ZM52 145V144H51ZM238 145V144H237ZM15 146V145H14ZM12 146V148L14 147ZM264 146V145H263ZM263 146L261 147V149L263 148ZM52 147V148H53ZM170 147V148H169ZM236 147V146H235ZM186 148V147H185ZM202 148V147H201ZM228 149V147H226ZM234 148V147H233ZM258 148V147H257ZM197 149V147H196ZM195 149V150H196ZM238 149V148H237ZM260 149V150H261ZM225 150V149H224ZM229 150V149H228ZM232 150V149H231ZM230 150V151H231ZM240 149H238L239 151ZM255 150V149H254ZM259 150V151H260ZM10 151V150H9ZM230 151L228 153H230ZM235 151V150H234ZM262 151V150H261ZM12 152V151H11ZM200 152V150H198V153ZM232 152V151H231ZM242 152V151H241ZM264 152V151H263ZM262 152V153H263ZM17 153V152H16ZM35 152H32L31 154L32 155H35L34 154ZM55 153V154H56ZM70 153V154H71ZM143 153H148V157L149 156H155L156 158V170H153L155 171V173L153 174L155 177L153 180L154 182H145V183H141L142 180L140 178L142 177H145L146 175H149L151 172L150 171H146L143 169H141V167H143V165H148L150 164L149 162H146L144 164H141L140 163V160L142 159L141 158V155ZM203 154V152H200ZM226 153H227V150H226ZM250 153V152H249ZM253 153V152H252ZM261 153V152H260ZM259 153V154H260ZM20 154V153H19ZM58 154V153H57ZM233 154V153H232ZM237 154V153H236ZM235 154V155H236ZM243 154V152H242ZM251 154V153H250ZM145 155V154H144ZM229 155V154H227ZM231 155V154H230ZM21 156V155H20ZM27 156V155H26ZM56 156V155H55ZM63 156V155H62ZM241 156V154L239 155ZM250 156V155H249ZM253 157H247L249 159L246 158V162H244L245 164H247V167L248 166H252V167H257L259 166V164L263 163V162H260L259 160L258 161H255L254 158L255 156L252 154ZM29 157V156H28ZM40 157V156H39ZM58 158V156H56ZM55 157V158H56ZM198 157V156H197ZM242 157V156H241ZM240 157V158H241ZM261 157V156H260ZM264 157V155H263ZM8 158V157H7ZM32 158V157H31ZM43 158V157H42ZM225 158V156H224ZM229 158H231L230 156L228 157V159L226 158L225 160H230ZM238 158V156H237ZM239 158V159H240ZM243 158V157H242ZM245 158V157H244ZM38 159V157H37ZM34 159V160H31L29 161L31 164H30V168L31 169V174L28 176L29 179H26V178H18L21 174L24 175L25 172L22 171V169L24 171H26V168L22 167L21 169H18L19 167L17 166V163L19 164V162H24V158L23 156L21 158L19 157H10L9 158V163L10 164H13V170L16 171V173L12 172L13 174L8 177V178H5V180L7 181H12V182H20L21 183H24L25 181H28L31 179H37V178H41V173H43V167H42V163L43 162H40V160L42 161V159ZM52 159V157L50 158ZM59 159V158H58ZM58 159L56 160L57 163H59ZM195 159V158H194ZM239 159H237L238 161H240ZM256 159V158H255ZM46 160V158L44 159ZM55 160V159H54ZM245 160V159H244ZM241 159V161H244ZM263 160V158H262ZM52 161V160H50ZM201 162L203 160H200ZM238 161L235 163H238ZM27 162V161H26ZM28 162V163H29ZM53 162V161H52ZM51 162V163H52ZM215 162V160H214ZM224 162V161H223ZM55 163V162H54ZM60 163V164H61ZM179 163V162H178ZM193 163V161H192ZM191 163V165H192ZM198 163V162H197ZM196 163V164H197ZM206 163H210L212 164V162L210 161H205L204 163H200L199 162V165H198V168L197 169V174H199L203 169H201V167H205ZM232 163V162H231ZM234 163V164H235ZM243 163V164H244ZM80 165L82 166V170H78L77 171V165ZM155 164V165H156ZM164 164H167L166 167H162V165ZM171 164V165H172ZM215 164V163H214ZM218 166H216L215 168V174H212L214 176H212V184H213V187H212V191H219L220 189L221 190H228V185L229 183L227 184V179L229 178L230 181H233L231 180L230 178H232V176L234 177L235 176V173L234 172H237V171H230L231 168L230 166L231 165H234V164H231L230 165V161L228 163L227 162H224L220 164L216 163ZM241 164V162H240ZM241 164V165H243ZM244 164V165H245ZM22 165V164H20ZM44 165V164H43ZM53 165V164H52ZM61 166H66L67 168H71V169H65L64 167L62 168H59L58 167ZM152 165V164H150ZM190 165V164H189ZM194 165V164H193ZM243 165V166H244ZM263 165V164H262ZM24 166V165H23ZM165 166V165H164ZM169 166V167H167ZM188 166V165H187ZM237 166V164H236ZM235 166V167H236ZM18 167V168H17ZM51 167V166H50ZM54 167V166H52ZM74 167H76L74 169ZM195 167V166H193ZM208 167V166H207ZM240 167V166H239ZM242 167V166H241ZM246 167V168H247ZM1 168V167H0ZM197 168V166H196ZM248 168H251V167H248ZM52 169V168H51ZM55 169V167H54ZM195 169V168H194ZM233 169V168H232ZM235 169V168H234ZM49 170V168H48ZM144 170V171H143ZM211 170V169H210ZM256 171V169H253ZM259 170V169H258ZM2 171V170H1ZM0 171V176L3 174L1 173ZM4 171V170H3ZM2 171V172H3ZM6 171V170H5ZM30 171V170H29ZM28 171V172H29ZM52 171V170H51ZM54 171V170H53ZM59 171V170H58ZM57 171V172H58ZM182 172L180 174L182 175H179L178 172ZM191 171V170H190ZM224 171V174H222ZM241 171V170H240ZM238 171L236 173V177H237V174L240 172ZM252 171V170H251ZM253 171V172H255ZM46 172V170H45ZM48 172V171H47ZM55 172V171H54ZM56 172V173H57ZM59 172V173H61ZM70 175V173H82L86 180L85 181H81L79 182L78 180H75V178L70 181L71 179H69L68 181L69 182H66V179L67 177L69 178V176L65 177L67 174ZM194 172H196V170H194L192 173L194 174ZM250 172V171H249ZM56 173H54V175L56 176ZM58 173V174H59ZM191 173V172H190ZM205 173V172H203ZM202 173V174H203ZM217 173V174H216ZM243 173V172H242ZM245 173V172H244ZM258 173V172H257ZM256 173V174H257ZM260 173V172H259ZM263 173V171H262ZM262 173L259 175V177L262 175ZM49 174V173H48ZM53 174V173H51ZM57 174V175H58ZM75 174L73 176V174L71 175L72 177H75ZM152 174V173H151ZM189 174V172H188ZM192 174V175H193ZM220 174V175H219ZM241 174V173H240ZM43 175V174H42ZM45 175V173H44ZM80 175V174H79ZM79 175L77 176V178H79ZM195 175V174H194ZM193 175V176H194ZM206 175V174H205ZM244 175V174H243ZM247 175V174H246ZM252 175V174H251ZM253 175H255L253 173ZM252 175V176H253ZM264 175V173H263ZM18 176V177H17ZM49 177H51L50 175H48ZM188 176V175H187ZM191 177V174L189 175ZM198 176V175H197ZM249 176V175H248ZM21 177V176H20ZM46 177V176H44ZM70 177V178H72ZM263 178V176H261ZM81 178V177H80ZM194 178V177H193ZM237 178H240V175L239 177ZM249 178V177H248ZM82 179V178H81ZM88 179V180H87ZM143 179V178H142ZM232 179H236V178H232ZM261 179V178H260ZM76 182H75V181ZM152 180V181H153ZM228 180V182H229ZM23 181V182H22ZM38 180H36L37 182ZM42 181V180H41ZM78 181V182H77ZM144 181V180H143ZM151 181V180H150ZM258 181V180H257ZM169 182V183H168ZM30 183V182H29ZM34 183V182H33ZM30 184V189L33 190L32 193L30 194H33L32 196H34V194L36 193L35 191L37 189H40L37 187V185L35 184ZM41 183V182H40ZM45 183V182H44ZM50 183V182H49ZM12 184V183H11ZM16 184V183H15ZM19 184V185H20ZM61 184V185H60ZM227 184V186H226ZM235 184V183H234ZM239 184V183H238ZM18 185V186H19ZM34 185V186H33ZM51 185V186H52ZM4 186V185H3ZM43 186V185H42ZM172 186V185H171ZM210 185H209V189H210ZM236 187V186H235ZM234 187V188H235ZM239 187V186H238ZM253 187V186H252ZM13 189V186L11 187ZM23 188V187H21ZM27 188V187H26ZM49 188V187H48ZM52 188H49V189H52ZM206 188V187H205ZM215 190H214V189ZM231 188V187H229ZM242 188V187H241ZM5 190H3L2 192H0V197H1V200L4 198L3 195H7L8 194H12V193H18L20 191L14 189L12 192L10 191V189H8V187L4 188ZM8 189V190H6ZM19 189V188H18ZM25 189V188H24ZM29 189V188H28ZM46 189V188H44ZM47 189V190H49ZM52 189V190H53ZM144 189V190H143ZM232 189V188H231ZM229 189V190H231ZM236 189V188H235ZM250 189V188H249ZM262 189V188H261ZM21 190V189H20ZM143 190V191H142ZM147 190V189H146ZM153 190V191H152ZM208 190V188H207ZM264 190V189H263ZM1 191V190H0ZM31 191V190H29ZM51 191V190H50ZM57 191V190H56ZM142 191V192H141ZM252 191V189L250 190ZM54 192V191H53ZM58 192V191H57ZM140 192V193H139ZM21 193V192H20ZM19 193V194H20ZM25 193V192H24ZM27 193V192H26ZM139 193V194H138ZM145 193L147 194V192L145 191ZM149 193V192H148ZM236 193V192H235ZM264 193V192H262ZM22 194V193H21ZM74 194H80V197L77 196L76 197H71V195H74ZM145 194V195H146ZM155 194V195H156ZM237 194V193H236ZM15 195V194H14ZM28 195V194H27ZM43 195V194H42ZM168 195V193H167ZM6 196V197H7ZM75 196V195H74ZM129 196V197H128ZM162 196V195H161ZM163 196H166V195H163ZM162 196V197H163ZM171 196V195H169ZM242 196V195H241ZM259 196L261 197L262 195L259 194ZM3 197V198H2ZM29 197V196H28ZM142 197V195L140 196ZM151 197V195L149 196ZM161 197V198H162ZM235 197V196H234ZM238 197V196H237ZM246 197V196H245ZM253 197V196H252ZM251 197V198H252ZM264 197V196H263ZM63 198V199H62ZM132 198V197H131ZM143 198V197H142ZM160 198V197H159ZM160 198V199H161ZM165 198V197H163ZM248 198V197H246ZM254 199L256 197H253ZM259 198V197H257ZM6 199V198H5ZM5 199H4V202H5ZM15 199V198H14ZM9 199L6 204H4V206H10L11 204H15L17 201H14ZM49 199V198H48ZM132 201V199H130ZM136 200V198H135ZM135 200L133 199V201L135 202ZM173 200V199H172ZM253 200V199H251ZM262 199H260L261 201ZM264 200V199H263ZM111 202L110 203V210H114V212L112 213V215H110L109 217V213H108V216H106L105 211L107 213V210L109 209L108 206H106L107 204L105 202ZM137 202L139 201L136 200ZM141 201V200H140ZM159 201V200H158ZM163 201V200H162ZM44 202V201H43ZM136 202V203H137ZM144 202H146L144 200ZM155 202V201H154ZM168 202H171V201H168ZM167 202V203H168ZM228 202V201H227ZM156 203V202H155ZM159 203V202H158ZM226 203V202H225ZM261 203V202H259ZM263 203V202H262ZM25 204V203H23ZM131 204V202H130ZM135 204V203H134ZM162 204V203H161ZM169 204V203H168ZM172 205L174 203H171ZM151 205V204H150ZM153 205V204H152ZM156 205V204H155ZM170 205V204H169ZM171 205V206H172ZM175 205V204H174ZM223 205V204H222ZM259 205V204H258ZM24 206V205H23ZM28 206V205H27ZM78 206V209H74L73 207L77 208ZM133 206V207H132ZM141 206V205H140ZM81 207V209H80ZM108 208L107 210H105V208ZM144 207V206H143ZM142 207V208H143ZM226 207V206H225ZM234 207V206H233ZM261 207V206H260ZM12 208V207H10ZM33 208V207H32ZM73 208V209H72ZM141 208V207H140ZM141 208V209H142ZM52 209V208H51ZM67 209V210H65ZM140 209V210H141ZM239 209V208H238ZM264 209V208H262ZM240 210V209H239ZM234 211V210H233ZM51 212V211H50ZM141 212V211H140ZM182 212V211H181ZM236 212V211H235ZM11 213V212H10ZM260 213V212H259ZM8 214V213H6ZM150 214V213H149ZM156 214V213H155ZM154 214V215H155ZM185 214V213H184ZM9 215V214H8ZM169 215V214H168ZM186 215V214H185ZM259 215L257 219H259L260 221H258V223H260V229L259 230H262L261 228H263L264 230V212L261 211L260 214H257ZM10 216V215H9ZM14 216V215H13ZM12 215L9 217V219H3L5 221V223H7L8 227L4 226L3 227V232L4 234H13V233H17V232H20V227L22 224H19V222L22 221V219H16L14 218ZM5 217V216H4ZM3 217V218H4ZM35 217V216H34ZM40 217V216H39ZM184 217V216H183ZM243 216H241L239 220L243 221L242 219H244V217L242 218ZM248 217V216H247ZM255 217V216H254ZM145 218H146V214H145ZM187 218V217H186ZM199 218V217H198ZM246 218V216H245ZM192 219V218H191ZM190 219V220H191ZM193 219H196V218H193ZM200 219V218H199ZM198 219V220H199ZM256 219V218H255ZM24 220V219H23ZM33 220V219H32ZM40 220V219H39ZM189 220V221H190ZM197 220V221H198ZM201 220V219H200ZM238 220V221H239ZM245 220V219H244ZM7 221V222H6ZM148 222L150 221V223H152L151 225H145V222ZM184 221V220H183ZM188 221V222H189ZM196 221V220H194ZM193 221V222H194ZM239 221V223L241 222ZM249 221V219H248ZM253 221V220H251ZM31 222V221H30ZM46 222V221H45ZM193 222L191 224H193ZM204 222V221H203ZM244 222V225L245 224V221ZM250 222V221H249ZM22 223V222H21ZM47 223V222H46ZM78 223H80L81 225L78 226ZM238 223V222H237ZM236 223V224H237ZM242 223V222H241ZM251 223V222H250ZM181 224L183 225V222L181 221ZM186 224V222H185ZM12 225V226H10ZM78 227H77V226ZM164 225H167V227H170L172 226L171 224L169 225V223L167 222H164ZM187 225V224H186ZM235 225V223H234ZM237 225H243L242 224H237ZM259 225V224H258ZM90 226V225H89ZM88 226V227H89ZM174 226V225H173ZM44 227V226H43ZM57 227H60V225L58 224V226L56 225V228ZM142 227H144V231H141L142 230ZM197 227V226H196ZM242 227V226H241ZM246 227V226H245ZM2 228V227H0ZM92 228V229H93ZM101 228V229H100ZM141 229V230H139ZM145 229H148V231L146 232ZM169 229V228H168ZM240 229V227H239ZM244 229V228H243ZM251 229V228H249ZM60 230V229H59ZM94 230V229H93ZM94 230V231H95ZM208 230H210L208 228ZM248 230V229H247ZM2 231V229H1ZM174 231V232H173ZM201 231V230H200ZM196 232L195 235L196 237L195 238H199L201 236V232ZM243 231V230H242ZM249 231V230H248ZM252 231V230H251ZM107 232H109L107 234ZM173 232V233H171ZM182 232V233H181ZM206 232V230H205ZM204 232V234H205ZM245 232V230H244ZM257 232V231H255ZM264 232V231H263ZM95 233L94 239L99 237L97 236ZM215 233V232H214ZM219 233V232H218ZM250 233V232H249ZM63 234V233H62ZM207 234V233H206ZM205 234V235H206ZM211 234V233H210ZM244 234V233H242ZM258 234V233H257ZM182 235L184 236V238L182 237ZM194 235V236H195ZM209 235V234H207ZM3 236V235H2ZM90 236V238H91ZM240 236H241V233H240ZM244 236V235H243ZM242 236V237H243ZM247 236V235H246ZM262 238H264V233H261ZM209 237V236H208ZM215 237V236H214ZM88 241V237H86ZM245 238V236H244ZM257 238V236H256ZM214 239V238H213ZM261 239V238H260ZM81 240V241H83ZM90 240V239H89ZM248 240V239H246ZM79 240V242H81ZM87 241L85 243H87ZM97 241V240H96ZM211 242L212 243V240L211 239H207L206 242ZM215 241V239H214ZM250 241V240H249ZM252 241V240H251ZM18 242V241H17ZM82 242V243H84ZM90 242V241H88ZM95 242V241H94ZM70 243V242H69ZM84 243V244H85ZM83 244V251L87 248H90V245H84ZM93 244V243H92ZM91 244V246H92ZM95 244H97L95 242ZM194 241L192 240L191 241V244L189 245V248H193L194 247ZM201 244V243H200ZM208 244V243H207ZM213 244V243H212ZM215 244V243H214ZM254 244H256L257 246H259V248L261 247V249L259 250L258 248V252H259V258L261 257L262 258V261L260 260V264H264V239H261V240H257V241H253V243L251 242V246H253ZM70 245V244H69ZM78 245H80L78 243ZM106 245V246H105ZM248 245V244H247ZM250 245V243H249ZM75 246V244H74ZM95 246H97L95 248ZM94 248L95 250L94 251H90L87 256L90 258V257H93V256H97L98 253H100V250H97L99 249L98 248V244L95 245ZM71 247V246H70ZM92 248V247H91ZM214 248V247H213ZM256 248V247H255ZM196 249V248H195ZM70 250V249H69ZM255 250V249H254ZM87 251V250H86ZM221 251V250H220ZM257 251V248L256 250ZM85 252V251H84ZM219 250L217 249L216 253H218ZM103 253V254H102ZM220 253V252H219ZM254 253V252H253ZM256 254V253H255ZM261 254V256H260ZM86 256V257H87ZM95 256V257H96ZM99 256V255H98ZM206 256V255H205ZM257 256V257H258ZM100 258V256H99ZM260 258V259H261ZM211 259V258H210ZM209 259V260H210ZM111 260H113L111 262ZM208 260L207 263H210ZM212 260V259H211ZM9 261V260H8ZM177 261V262H176ZM206 261V260H205ZM9 263V262H8ZM11 263V262H10ZM184 263V262H183ZM206 263V262H205ZM204 263V264H205ZM219 263V261L217 262V264ZM221 263V262H220ZM180 264V263H179ZM186 264V263H185Z\"/></svg>",
	"mask_w": 264,
	"mask_h": 264
}]
</instances>
